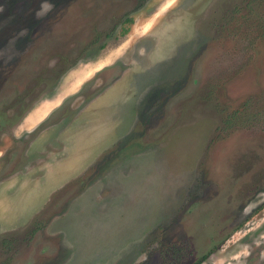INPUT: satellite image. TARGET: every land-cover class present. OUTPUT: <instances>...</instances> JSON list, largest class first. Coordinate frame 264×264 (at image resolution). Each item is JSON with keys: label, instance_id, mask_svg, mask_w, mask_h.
<instances>
[{"label": "rangeland", "instance_id": "374dc122", "mask_svg": "<svg viewBox=\"0 0 264 264\" xmlns=\"http://www.w3.org/2000/svg\"><path fill=\"white\" fill-rule=\"evenodd\" d=\"M0 264H264V0H0Z\"/></svg>", "mask_w": 264, "mask_h": 264}]
</instances>
